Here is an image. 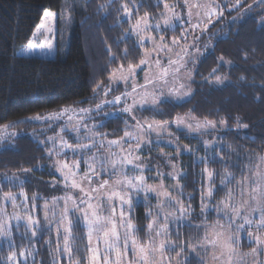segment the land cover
Masks as SVG:
<instances>
[{"label":"trees","instance_id":"1","mask_svg":"<svg viewBox=\"0 0 264 264\" xmlns=\"http://www.w3.org/2000/svg\"><path fill=\"white\" fill-rule=\"evenodd\" d=\"M63 1L0 0V134L14 127L24 126L26 129L23 133L11 136L10 141L0 137L5 142L9 141L0 147V203L4 193L20 195L23 191L30 201L36 196L41 225L36 236L32 237L23 223L19 228L13 223L10 238L0 237V264H12L8 259L12 252L17 254L18 264H25L24 257L19 255L22 251L26 254L31 252V255H27V264H56L57 261L59 264H88L87 228L77 222L75 216H72L71 261L63 249L56 250L54 230H47L41 206L49 198L40 195L49 189L48 183L56 175L49 165L50 157L47 155L51 145L38 133L41 131L39 127L48 122L29 118L37 114L45 116L68 107L101 104L100 100L105 96L102 88L112 89L107 96L114 91L109 81L111 71L118 69L121 64L124 67L139 65L143 59L144 49L136 46L135 37L123 39L130 31L132 21L145 13L157 18L164 9V3L160 0H134L136 5L142 7L138 13L133 10L132 20L125 22L121 5L126 3L132 8L133 0H73L79 2L71 7V40L65 56L49 58L20 54L19 48L32 38L44 13L49 9L60 11ZM164 1L175 7L183 4L182 0ZM241 1L243 3L238 8L230 11L226 8V15L232 18L245 5L261 0ZM252 9L255 12L248 13L241 20L223 25V19H220L212 27L218 28L213 36H209L207 49L195 63L193 90L189 98L161 102L158 105L159 111L146 108L136 112L140 119L170 122L177 116L192 114L218 124L216 130L219 135L216 141L213 140L214 131L211 130L201 136L172 128L179 142L187 147L176 159L181 173L179 198L196 223L201 220L216 223L219 218L217 212L211 210L201 215V195L202 190H206L208 180L204 169L213 173L212 200L204 201L212 206L222 202L230 190L246 178L250 163L264 153V11H258L260 6ZM180 33L181 28H177L161 34L173 37L178 34L180 36ZM119 40L123 42L117 43ZM109 48L110 53L107 50ZM125 49L127 57L124 56ZM110 55L115 56L116 60H110ZM213 69L217 71L210 75ZM215 75L226 78L224 83L215 84ZM128 119L123 113L103 118L100 122L103 126L97 127V131L103 137H121L129 128ZM222 119L227 121V126L220 125ZM4 125H8V128L3 130ZM39 141H43V145ZM205 142L209 143L206 145ZM151 146H155L154 150L158 151H175L155 142ZM157 157L159 159H152L151 163L162 165L161 156ZM201 158L208 162L201 163ZM221 158L224 163L220 162ZM226 173L232 179L225 180ZM11 174L21 175L20 179L25 181L23 185L3 181V177ZM168 179L172 180L169 176ZM154 212L153 197L134 200L128 212L135 225L134 234L142 244L151 238L147 226L152 222ZM191 225L182 224L177 235L172 224L169 239L184 247L181 264H206L204 259L190 249L199 230L196 224ZM243 239L240 248L253 247L254 242L250 243L246 237ZM167 251L175 255L179 248Z\"/></svg>","mask_w":264,"mask_h":264},{"label":"snow or ice","instance_id":"2","mask_svg":"<svg viewBox=\"0 0 264 264\" xmlns=\"http://www.w3.org/2000/svg\"><path fill=\"white\" fill-rule=\"evenodd\" d=\"M162 2V0H161ZM261 3H264V0H261ZM165 12L162 15L165 17L163 25L160 23L152 24L149 21L148 14L145 13L143 17L136 19L135 24L130 25V31L125 34L123 39H132L135 37L137 41V47L144 49L142 55L143 59L140 60L139 65H129L127 69L124 68L123 64L119 66L118 69H113L109 76L110 84L113 82H124L125 85L129 80L132 81L131 91H128L127 88L125 93L121 96H115L112 100L102 101L101 104L96 105L95 109H71L63 108L58 112L49 113L45 116L37 114L34 117L29 118L30 120L45 121V122H60L65 120V126L59 129L60 133L64 131H70L74 134L78 143L73 146L69 144L62 136H59V133L56 137H47V140L53 144V147L48 150L47 155L49 157L55 155L57 157L64 155L66 153H71L72 155L85 156L86 153L93 152L97 147L103 148L106 146L111 149L116 147L120 149L121 154L117 156L115 153H110L109 156H91L85 160V163L88 166V172L80 176L79 173V161L73 162L71 165L66 161L57 159L54 161V169L58 172L64 181V187L69 190L78 189L79 190V199L77 201L71 195L66 194L62 197H53L51 201H45L43 211L45 213L44 220L47 224V230H51L54 226L57 231V240L56 245L57 251H60V238L63 237V252L68 257L69 261L72 259L71 251V229L73 227V222L70 218V213L76 216L77 222H80L83 227L87 228V237H88V264H101L100 257L103 256V264H131L127 260L128 251L133 252L134 257L136 258L137 264H153V260H150V257L155 259L159 255L160 264H169L168 258L164 256L165 249H171L172 251H177V256H182L184 252V247L174 244L170 239L169 231V221L175 226L173 230L177 231L179 227L188 223L191 225L190 221H186L185 217L189 215V209L186 208L181 201L176 200L171 197L169 193L164 189L163 182L159 187H154L146 183V178L143 175L145 168L143 163L140 162L138 153L142 146L150 145L157 141H152L146 137L155 134L158 138L161 133L168 134L167 128L170 126L168 121H139L136 120L135 116H132L133 109L144 110L150 109L152 111H159L158 105L161 102H173L172 98H175L176 101H180L185 97L189 96L190 93L188 90H184L185 86L180 84L179 87L175 86V81L178 79V74L181 69H186V64L189 61L185 60V56L188 55L187 46H181L179 40L171 38V46L168 42L165 41L164 36L161 34L159 37V42H157L156 37L150 35L149 33L152 30L160 33L163 31L171 30L175 31L177 28H184V31L181 33L184 39H187V36L190 35L188 29L184 27L185 22L190 24L193 29L198 28V24H192V12L189 10L187 13L186 20L182 18L179 14L175 13L172 9L169 8L167 3H164ZM185 6H188V0H185ZM142 5H136L134 0L132 8L128 7V4H122L121 8L124 14L125 22H130L133 17V10L136 13L139 12ZM215 12V9H212ZM222 14V13H221ZM62 15V14H61ZM58 14L52 11H46L44 13V18L42 23L37 26L36 31L32 34V39L29 40L27 45L22 49L23 52H31L37 48L51 50L53 48V40L56 39V32L58 29H55L54 22L57 20ZM175 20V23H173ZM48 22H53L50 24ZM211 23V21H208ZM207 24H205V28ZM51 34V35H50ZM44 37L45 39L39 44L34 41ZM198 39V38H197ZM123 40L117 41V43H122ZM151 44V51L144 48L145 43ZM174 48H180L181 51L173 53ZM110 53V48L107 49ZM199 49H197V52ZM167 58V64H163L162 60ZM127 49L124 51V56L127 57ZM175 57V58H173ZM192 61L196 57L191 58ZM222 59V58H221ZM110 60L115 61L116 57L110 55ZM226 63V62H225ZM143 71L145 68L149 71L145 74V82L143 85H138L135 83V76L137 69ZM216 69H213L212 74L216 73ZM215 84L220 85L224 83L226 78H222L219 75L214 76ZM207 82V81H206ZM167 88V92L164 89ZM112 89L110 87L102 88V92L107 96ZM160 93V95H157ZM163 97V99H161ZM123 103V108L120 110L122 113H127L130 115L131 119L135 121L134 125H130L132 131L125 130L124 138L121 140H108L106 141L104 137H100L97 140L96 134L93 132V129L97 127H102L100 125H92L89 127L87 123L84 122L85 117L91 119L92 113L102 114L105 107H116ZM117 113H108L105 114V119L110 116H116ZM75 119V124L69 126L68 122ZM127 124V121L125 122ZM172 124L178 129H185L187 131H199L200 129H212L215 130L217 125L215 121H210L205 119L204 121H197L195 124L188 123L185 117L177 116L172 121ZM221 126H227L226 120L220 121ZM5 129L7 125L3 126ZM241 127H247L246 125H241ZM84 129L87 135L83 137V140L90 141V143L81 142L80 131ZM12 135H15L13 133ZM135 142V148L131 147V143ZM43 145V141H39ZM167 143H171L168 141ZM209 142H205L207 145ZM127 144L128 148L125 149L123 146ZM115 157V158H112ZM201 163H207L208 161L205 158L200 159ZM221 163H224L223 159H220ZM107 166V167H106ZM128 166H131L133 171H137L140 175H135L128 177L126 175V169ZM173 171L167 175L172 179L177 181L176 188L180 189L179 179L181 178V173L179 172L175 164L171 165ZM158 176H163L164 174L160 172L158 168L154 169ZM28 170H25L27 172ZM117 173L122 174V178H117L109 185L108 180L100 181L99 177L102 174L107 175H116ZM204 173L207 176L209 186L207 191L202 190L201 195V215H204L205 211L211 210L218 212L219 215L224 216L228 219L229 223H235L237 219L241 220L242 223L236 225L235 233L228 232L227 234L219 231H215L212 234V238H209L208 235L204 238V246L211 245L212 247H219L223 250V254L227 255L228 260H231L233 254V245L240 243V237L238 233L246 232L247 238L250 243H255L258 248H253V255H258L259 253H264V238L261 235H253L251 231H248L245 228V225H248L249 228L255 227L256 229L264 228V175L257 174V178L253 181L256 185L252 189L251 199L254 201V207H245L248 204L247 201H244L242 205L237 206L231 204V193H229V198L222 201L219 205H216L212 209H208V206L204 203L205 200H211L213 195V189L211 185L213 173L205 168ZM95 178L96 184L93 186V179ZM232 177L230 174H225V180H230ZM3 181L6 183H16L17 185L22 186L25 182L16 176H5ZM85 182H87V187H85ZM224 181H222V186ZM148 193H155L158 199L163 198L167 201L168 204L176 205V212L167 213L165 212L164 205H158L157 208V217L164 220L163 224L157 223L155 219L148 224V230L150 234L154 233V237L150 238L147 245H142L135 238V225L132 223L129 216L125 214V209L128 212L131 211L133 206V200L139 198L141 194L145 197ZM20 196L23 197L22 203L25 206L26 211H31L27 209V202L29 197L26 193L21 191ZM33 205L32 210L35 209V200L36 196L32 198ZM2 200L4 202H9L13 207H16L17 196L11 193H4ZM62 204V210L58 206ZM51 205V207H49ZM190 207V206H189ZM117 208L120 209L119 215L117 216ZM242 209L245 214L242 215ZM107 211V215H105ZM49 212H52L53 217H56L55 224L50 223L52 217L48 215ZM255 212L258 215V223H254L253 219H249V214ZM179 213V215H177ZM0 216H7V213L4 212L3 205H0ZM149 216H152V213H149ZM12 219L16 221L15 227L19 228L21 226V221H23V226L31 232L32 237L36 236V232L41 228L40 221L31 214L20 216L18 214H13ZM119 221V223L117 222ZM155 225V227H154ZM13 225L7 220L0 221V237L10 238L11 230ZM222 228V225H218ZM119 229V230H118ZM102 233V237L101 234ZM94 237L96 243H93ZM157 238L158 243H157ZM103 242V251L98 247L100 240ZM11 244V240L9 239ZM123 249V251H122ZM21 257H24L25 264H27V255H31V252L27 254L25 252H20ZM12 264H18L17 254L12 252L8 257ZM187 259V258H183ZM59 264V261L56 262Z\"/></svg>","mask_w":264,"mask_h":264},{"label":"rangeland","instance_id":"3","mask_svg":"<svg viewBox=\"0 0 264 264\" xmlns=\"http://www.w3.org/2000/svg\"><path fill=\"white\" fill-rule=\"evenodd\" d=\"M78 2L79 1L64 0L63 6H62L60 11H55V10H50V9L47 10V11H52V12H55L58 14V18L54 22V27H55V29H58V31L56 32V39L53 40V48L51 50L37 48L31 52H23L22 49H24V46L27 45V44H25L19 48L18 52L20 54L29 55V56H39V57H49V58H54L57 56H65V54L68 51V48L70 45V40H71V25H72V14H73L71 11V7L74 3H78ZM162 2L167 3L164 0H162ZM182 3L183 4L178 6V7H175V6L168 4V3L167 4L169 5L170 9H172L175 13L179 14L182 18H185V20L187 17V13L189 12V10H191V12H192V22L191 23L192 24H198L199 27L193 29L190 24L185 22L184 27L187 28L188 32L190 33V35L187 36L186 40L181 35V33L184 31V28H181L180 36H178L179 34L174 35L173 37H165L164 36V39L166 42L169 43L170 46H171V38H175V39L179 40V43L181 46H187L188 55L185 56V60L189 61V62L186 64V69H181L180 73L178 74V79L175 81L176 87H179L180 84H183L185 86L184 90L189 91L190 95L185 97L184 99H182V100H185V99L189 98L192 94V90H193L192 82H193V78H194L195 63L197 62L198 58H200V56L203 54V52L207 49L206 45H207V40L209 39V36H213L217 31L218 27L212 28L215 25V23L220 19H223L222 20L223 25L229 21L241 20L248 13L251 14V13L255 12V10L252 8L256 7V6H260V9H258V11H264V3H261V1H257L253 4H247L237 14H235L232 18H230L228 15H226L225 9L227 8L228 11H230V10H233L235 8H238L240 5H242L243 1H241V0H223V1L188 0V6L187 7L185 6V0H182ZM225 4H227V6L223 7V5H225ZM212 9H215V12H213ZM164 12H165V9H163V11L160 13V16L157 18H152L151 16H148L150 23H152V24L160 23L161 25H163V21H164L165 17L162 15V13H164ZM141 17H143V16H141ZM209 20L211 21V23L208 22ZM135 22H136V20L132 21L131 24H135ZM41 23H42V21H41ZM48 23L53 24V22H48ZM173 23H175V20H173ZM205 24H207L206 28H205ZM161 33L162 32L158 33L155 30H152L149 34L156 37L157 42H159V37H160ZM44 39H45L44 37H40L39 39L35 40L34 42L39 44ZM145 45H146V49H148V51L152 50L151 44L146 42ZM197 49H199L198 52H197ZM179 51H181L180 48H174L173 49V53L179 52ZM192 57H196V59L194 61H192V59H191ZM173 58H175V57H173ZM162 63L167 64L166 54H165V58L162 60ZM124 68L127 69L128 67H124ZM147 71H149V69H147V68H145L143 71H141L139 68L137 69L136 76H135V83L136 84H138V85L144 84V82H145L144 78H145V74ZM140 72H142V73L140 74ZM111 84H112V87L114 90L113 93L110 94V96H104V98H102L100 100V103L102 101H105V100H112L115 96H121L123 93H125L126 88L128 91H131V88H132V81L131 80H129L126 85L122 81L113 82ZM120 86H121V88H119ZM164 91L167 92V88H165ZM157 95H160V93H157ZM161 99H163V97H161ZM172 99L175 100V98H172ZM182 100H180V101H182ZM123 106H124L123 103H121L120 105H117L114 108L107 107V109L103 110L102 114L92 113L91 114L92 118L88 119L87 117H85L84 122L87 123L89 125V127H91L92 125H99L100 122L103 120V118H105V114L122 113L120 110L123 108ZM95 107H96V105H89V106H85V107L82 105H79V106L68 107V108H71V109H81V108L95 109ZM136 112H137V109H133V112L131 114L132 116H135L136 120H139L142 122L143 121H148V122L157 121V120H151V119H140L139 117H137ZM123 114H125L129 118L128 119L129 126L134 125L135 121H133L131 119L130 115L127 113H123ZM181 116L185 117L187 122L192 123V124H195L197 121L202 122L205 120V119L198 118L192 114H186V115H181ZM66 120H67V118L65 117V120H62L60 122H52V123L48 122L47 125H42L41 127H39L41 131L38 134L42 138L47 139V137H56L59 133V136H62L63 139L66 140L69 144H72L73 146H75L78 143V141L75 138L73 133H71L70 131H67V130L64 131L63 133L59 132V129L61 127L65 126ZM68 124H69V126H72L73 124H75V119L73 121L68 122ZM169 125L170 126L167 128V133H169L170 135L161 133L160 137L158 138L155 134H152L151 136L146 137V138L151 139L152 141L158 140V142H155L156 144H164L165 146H168L169 148L174 149L175 151L171 152V150L168 151L167 149H163L161 151L154 150L155 146H151V144H150V145L142 146L141 150L138 153H135V155H139L140 162L143 163V166L145 168L143 175L146 178V183L148 185H152V186L158 188L159 185L161 184V181H162L163 185H164V189L169 193V195L171 197L175 198L176 200L181 201V199L179 198L178 190L176 188L177 181L172 179V178H171L172 180L168 179V175H166V174L168 172L170 173L173 171V169L171 167L172 164H175L177 166L176 159L182 154L183 151L186 150L187 147L183 146L179 142L178 137L172 131L173 127L176 129H178V128L172 124V121L169 122ZM216 125L218 127L217 123H216ZM217 127H216V129H217ZM2 129L4 130L5 128L2 127ZM216 129L215 130L200 129L199 131H195V132L189 131V132L197 133V134L203 136L205 132L211 130V131H214V134H213L214 139L213 140L216 141V140H218L217 136L219 135L218 130H216ZM25 130L26 129L24 126L14 127V128L8 129V130L6 129L5 131H3L0 134V137L7 138V140H9V139L12 140V137L14 136V135H12L13 133H15V135H17V134L25 132ZM182 130H185V129H182ZM127 131L131 132L132 128L131 127L127 128ZM93 132L96 134L97 140H99L100 137H103L102 133L97 131V128L93 129ZM87 134L88 133H86L84 131V129L82 128L80 131L81 142L90 143V141L83 140V137ZM122 138H124V135L121 137H117V138L104 137V139L106 141H108V140H121ZM9 141H6V142L8 143ZM168 141H171V143H167ZM6 142L3 141L2 139H0V147L3 146ZM47 142H49V141L47 140ZM49 143H50L51 148H52L53 144L51 142H49ZM135 146H136L135 142H132L131 147L135 148ZM123 147L125 149H127L128 145L125 144ZM110 153H115L117 156H119L121 154L120 149H117L116 147H112L111 149H109L105 144V147H103V148L97 147L93 150V152L86 153L85 156L72 155L71 153H66V154L61 155L59 157H57L55 155L51 156L49 165L52 168V170L56 176L51 181H49V183H48L49 189L47 191L42 192V195H40V196H44L45 199L49 198L47 201H51V199L53 197H62V196H65L66 194H68V195H71L74 198H76L78 201L79 190L78 189L69 190V189H66L64 187L63 178L54 169V161L57 159H60V160L66 161L70 165L75 161H79L80 167H79L78 175L82 176L86 172H88V166L85 163L86 159L90 158L93 155H95V156H109ZM157 154H160V155H157ZM157 156H161L162 165L157 163V162L151 163L152 159H157V160L159 159ZM112 158H115V157H112ZM156 168H158L161 171V173L164 174L162 177L158 176L157 172L154 170ZM248 169H249V173L246 176V178L243 181H241L236 188L231 189L229 192V193H231V204H235L237 206H240L243 204L244 201H247L248 204L245 205V207H254L255 206V203L251 199L250 194L252 193V189H254L256 187V185L253 183V181L257 178V174L259 173L261 175H264V153L261 154L260 157L255 159L253 162H251ZM166 171H168V172H166ZM126 175L128 177H132L135 175H140V173L137 171H133L132 167L128 166V168L126 169ZM6 176H16V177L20 178L21 175H18V174L12 175L11 174V175H6ZM117 178H122V174H120V173H117L116 175L102 174L99 177L101 182L104 180H108L109 185H111L113 183V181ZM167 179L169 181H167ZM209 183L210 182L207 180V187H206L205 191H207ZM95 184H96V180L94 178L93 179V186H95ZM211 185H212V189H213V193H214V185L212 184V181H211ZM84 186L87 187V182H85ZM16 196L18 198V196H20V195L16 194ZM20 197H21L20 200H18V199L16 200V205H17L16 207H13L11 203L4 202L2 200L0 205H3L4 212L7 213V216H0V221L7 220L11 224L16 223V221L14 219H12L13 214H18L22 217L25 215L31 214V215H34L40 221L39 216L37 214L38 210L40 211V208L38 209L37 201L35 200L34 203H35L36 207L34 210H32L33 201H30L28 199L27 209H29L31 211H26L25 206L22 203L23 197L22 196H20ZM148 197L154 198L155 212H154L153 219H155L157 221V223H159V224L164 223V220L162 218L157 217V215H156L158 205H161V204L164 205L165 212H167V213L176 212V205L175 204H168L167 201H165L163 198L158 199L156 197L155 193H148L146 197L143 194H141L139 196V199L140 198H147L148 199ZM228 198H229V194L226 196V198L224 200H226ZM211 200H212V197H211ZM211 200H208V202H210ZM220 203L214 204L212 206L210 203L209 204L205 203V204L208 206V209H211V207H215L216 205H219ZM182 204L184 205L183 202H182ZM43 205H44V203H42V206ZM42 206H41V212H42L41 214L44 218L45 213L43 211ZM49 207H51V205H49ZM58 208L62 210L63 205L60 204L58 206ZM119 211H120V209L117 208V216L119 215ZM104 214L107 215V211H105ZM125 214L127 216H129L127 209H125ZM243 214H245V213L242 209V215ZM48 215L50 217H52V219L50 220V223H52L54 225L56 219H58V218L53 217L52 212H49ZM69 215H70L71 220H72V216H75V215H72L71 213ZM177 215H179V213H177ZM217 215L219 216V218L217 219L216 223H208L206 220H201L199 223H196V221L194 220V218L191 214H189L187 217H185L186 221H190L191 223L196 224V226L199 228V230L197 231L196 238H195L194 242L192 243V246L190 247L191 251L193 253H195L197 256L204 259L206 261V264H264V253H259L258 255H253V253H252L253 248H257V251L259 252V248L255 243H254L253 247H251L249 249L240 248L239 245L244 241L243 238L244 237L247 238L246 232L238 233V235L240 237V243L233 245L234 251H233V254H232L230 261L228 260L227 255L223 254V250L221 248L212 247L211 245L204 246V238L206 235H208L209 238H212V234L215 231L223 232L225 234H227L228 232L235 233L236 225L239 223H242L241 220L237 219L235 223L230 224L228 219H226L224 216L219 215L218 212H217ZM249 219H253L254 223L259 222L258 215L255 212H252L249 214ZM44 222H45V220H44ZM117 222L119 223V221H117ZM21 223H23V221H21ZM45 224H46V222H45ZM171 225H172V223H171V221H169V224H168L169 231L172 227ZM218 225H222L223 227L220 228V227H218ZM46 226H47V224H46ZM154 227H155V225H154ZM245 228L248 231H251L253 233V235H261V237L264 238V228L258 230L255 227L249 228L248 225H245ZM52 230H54L55 236L57 239V231H56V228L54 226L52 227ZM100 235L102 237V233ZM152 237H154V233L151 234V238ZM135 238H136V236H135ZM158 239L159 238H157V243H158ZM148 242H146L145 244H142V243L141 244L147 245ZM93 243H96L95 237H94ZM98 247L101 251H103L104 245H103L102 239L100 240ZM60 248L63 249V237H62V235L60 238ZM122 251H123V249H122ZM164 256L168 258L169 264H181L182 263L181 256H177V254L173 255L172 253H169L167 251V249H165V251H164ZM100 260H101V264H103V256L102 255L100 257ZM127 260L129 262H131V264H137L136 258L134 257L133 252L131 250L128 251ZM150 260H153V264H160L159 255H157V257L155 259L150 257Z\"/></svg>","mask_w":264,"mask_h":264}]
</instances>
